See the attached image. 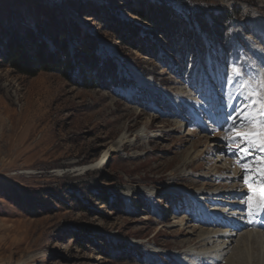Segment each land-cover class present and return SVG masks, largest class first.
Segmentation results:
<instances>
[{
  "label": "rangeland",
  "instance_id": "rangeland-1",
  "mask_svg": "<svg viewBox=\"0 0 264 264\" xmlns=\"http://www.w3.org/2000/svg\"><path fill=\"white\" fill-rule=\"evenodd\" d=\"M240 10L218 0H0V264H213L195 254L201 229L215 226L208 211L246 191L220 157L221 136L189 117L209 114L219 92L228 112L246 102L240 81L255 69L245 52L261 62L264 53L245 36L264 42V16L236 20L242 30L226 36ZM12 41L71 66L19 73ZM226 78L231 91L201 96Z\"/></svg>",
  "mask_w": 264,
  "mask_h": 264
},
{
  "label": "snow or ice",
  "instance_id": "snow-or-ice-1",
  "mask_svg": "<svg viewBox=\"0 0 264 264\" xmlns=\"http://www.w3.org/2000/svg\"><path fill=\"white\" fill-rule=\"evenodd\" d=\"M193 2V0H189ZM233 76L242 75V70L233 65ZM243 94L246 102L239 112L240 124L237 127L235 117H232L233 124L229 126L224 139L228 142L230 150L239 149L241 152L247 153L249 149L255 148L264 154V78H256L255 80L248 77L241 82ZM241 144L247 147L241 148ZM240 163V160H237ZM258 167H253L248 163H243L242 168L246 175L244 180L249 186V205L250 215L255 216L258 211H264V155H261L257 161ZM256 172L261 182L254 185L250 181H254L255 177H250L247 173Z\"/></svg>",
  "mask_w": 264,
  "mask_h": 264
},
{
  "label": "bare ground",
  "instance_id": "bare-ground-1",
  "mask_svg": "<svg viewBox=\"0 0 264 264\" xmlns=\"http://www.w3.org/2000/svg\"><path fill=\"white\" fill-rule=\"evenodd\" d=\"M175 99V98H174ZM6 119V118H5ZM139 133L144 134V129H141ZM127 142V136L123 135L119 141V145H123ZM115 149H111L114 151ZM110 150L106 152V155L100 162V166L110 161ZM95 164L83 166L75 171H88L93 170ZM190 192V190L188 191ZM208 193V192H207ZM202 194H198L197 198L201 200ZM216 202H221L220 197L214 199ZM230 207V206H228ZM212 207L209 212V219L222 218L224 212L227 210ZM232 211V210H231ZM238 213V212H237ZM237 220L240 218L229 215L228 218L231 220ZM221 226L215 225L213 228L208 230L201 229L199 236L200 241L205 245L200 251L196 252L201 257H213V264H217L219 261H224L225 264H264V231L263 230H250L241 229L235 231L234 229L220 228Z\"/></svg>",
  "mask_w": 264,
  "mask_h": 264
},
{
  "label": "clouds",
  "instance_id": "clouds-1",
  "mask_svg": "<svg viewBox=\"0 0 264 264\" xmlns=\"http://www.w3.org/2000/svg\"><path fill=\"white\" fill-rule=\"evenodd\" d=\"M200 2L203 3L204 0H200ZM213 2H217V0H213ZM218 2L227 6L229 9H232L234 3L238 2L241 4L239 13L234 12L232 18L226 22L232 25L227 28L226 36H231L234 32L242 30L243 25L234 23L236 20L242 22L248 18L264 16V0H218ZM245 39L249 41L252 49L264 53V42L258 41L254 35L250 33L245 36ZM245 58L247 63L255 69L251 78L254 80L256 78H264V62H261L259 57L247 51L245 52Z\"/></svg>",
  "mask_w": 264,
  "mask_h": 264
},
{
  "label": "trees",
  "instance_id": "trees-1",
  "mask_svg": "<svg viewBox=\"0 0 264 264\" xmlns=\"http://www.w3.org/2000/svg\"><path fill=\"white\" fill-rule=\"evenodd\" d=\"M162 13V12H160ZM150 16L152 13L150 12ZM163 15L156 14L154 12L152 20L159 22L158 19ZM149 17V16H148ZM162 20L165 21V18ZM63 51L67 52V48H63ZM31 49L29 46H26L25 43H16L12 41L9 45V56H10V63L13 67H15L19 73L26 74L29 76H35L40 70H54L60 65L71 66L69 61L62 60L57 58L55 54H42L39 51L34 53V56H31ZM37 55V56H36Z\"/></svg>",
  "mask_w": 264,
  "mask_h": 264
}]
</instances>
